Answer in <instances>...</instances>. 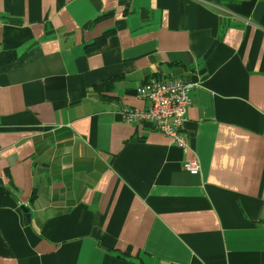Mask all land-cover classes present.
<instances>
[{"label": "crops", "instance_id": "crops-1", "mask_svg": "<svg viewBox=\"0 0 264 264\" xmlns=\"http://www.w3.org/2000/svg\"><path fill=\"white\" fill-rule=\"evenodd\" d=\"M4 51L0 264H264V0H0ZM151 77L185 149L123 120Z\"/></svg>", "mask_w": 264, "mask_h": 264}, {"label": "built area", "instance_id": "built-area-1", "mask_svg": "<svg viewBox=\"0 0 264 264\" xmlns=\"http://www.w3.org/2000/svg\"><path fill=\"white\" fill-rule=\"evenodd\" d=\"M193 83L181 77L147 79L136 89L138 98L148 103L143 108L123 106L121 114L127 123L150 124L167 135L182 149L187 146L183 123L191 104L190 91ZM1 151V148H0ZM190 173H197L199 163L192 157L184 165Z\"/></svg>", "mask_w": 264, "mask_h": 264}, {"label": "trees", "instance_id": "trees-1", "mask_svg": "<svg viewBox=\"0 0 264 264\" xmlns=\"http://www.w3.org/2000/svg\"><path fill=\"white\" fill-rule=\"evenodd\" d=\"M15 58H16V55L13 51L0 52V65L8 64L14 61Z\"/></svg>", "mask_w": 264, "mask_h": 264}, {"label": "water", "instance_id": "water-1", "mask_svg": "<svg viewBox=\"0 0 264 264\" xmlns=\"http://www.w3.org/2000/svg\"><path fill=\"white\" fill-rule=\"evenodd\" d=\"M24 209V211L27 213V209H25V208H23Z\"/></svg>", "mask_w": 264, "mask_h": 264}]
</instances>
